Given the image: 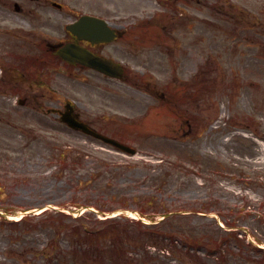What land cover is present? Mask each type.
<instances>
[{
  "label": "rangeland",
  "instance_id": "rangeland-1",
  "mask_svg": "<svg viewBox=\"0 0 264 264\" xmlns=\"http://www.w3.org/2000/svg\"><path fill=\"white\" fill-rule=\"evenodd\" d=\"M57 1L74 6L71 0ZM90 1L118 6L136 16H141L136 11L141 3L149 4L147 0ZM206 1L209 5L223 2V8L235 12L238 20L206 7L189 17L194 35L198 30L195 47L200 48L205 68L220 75L217 82L200 83L195 62L186 61V53L179 56L184 59V68L176 71L183 82L180 90L192 97L190 101L199 98L200 103L199 115L192 121L195 130L187 136L183 134L187 122L172 114L180 112L178 105H151L155 100L144 89L113 80L106 86L128 97H117L111 107L121 111L135 105L138 113L151 107L143 121L147 136L134 142L139 150L136 155L74 134L0 97V107L10 109L6 122H0V215H5L3 210L17 215L22 210L33 214L49 209L14 225L0 218V264H264V252L247 246L245 235L235 241L234 232L220 227L223 220L230 223L234 217L240 228L254 232L264 243V0ZM75 4L73 10L86 8L84 0ZM48 17L54 25L68 20V14L53 10ZM178 21L173 38L184 37V44L194 35L188 34V24L180 27L183 20ZM149 31L148 27L136 30ZM158 42L167 51L175 41ZM145 45L139 47L145 53L139 59L141 70L163 83L174 72L158 51L150 58L157 66L150 67L149 45ZM130 64L134 69L135 62ZM213 65L215 72L210 68ZM193 75L194 85L190 83ZM94 76L87 70H71L70 76L60 77L55 90L61 98L84 96L92 101L93 96L86 97L85 91L91 80L93 88L100 85ZM10 94L15 99L18 92L10 89ZM49 94L56 98L52 89ZM155 112L165 115L163 124L158 125L156 117L151 119ZM153 126L160 133L165 128L164 135L151 133ZM134 208H141L148 220L158 224L137 223L126 215ZM85 209L80 218L72 215ZM97 210L123 213L100 221ZM165 211L170 213L162 219ZM98 229L103 230L90 234ZM151 235L159 238L157 247L173 244L182 256L176 260L160 257L157 249L148 246L154 240ZM174 238L179 242L172 243Z\"/></svg>",
  "mask_w": 264,
  "mask_h": 264
},
{
  "label": "flooded vegetation",
  "instance_id": "flooded-vegetation-1",
  "mask_svg": "<svg viewBox=\"0 0 264 264\" xmlns=\"http://www.w3.org/2000/svg\"><path fill=\"white\" fill-rule=\"evenodd\" d=\"M69 12H72V11L69 10ZM107 19H108L107 22L110 24V26L115 29L114 33H110L108 34V36H110L111 38H114L116 36L115 39L108 41V43L107 41H104V40L78 39L76 35H74L69 30H66L65 38L59 44H56L54 46L61 47L64 44H71L72 46L80 45L98 56H103L107 58H113L119 55L126 54L127 48H134L137 46L134 40L127 39L125 37L126 35H128L124 31L127 29V27L123 26L122 20H120L119 18H107ZM129 36H135V35L129 34ZM52 49H55V48H52ZM76 65L90 69L89 67L83 66L81 64H76ZM127 69H128V66L124 64L123 75H122L123 81L128 80L127 75H125V72ZM99 98H100V102L102 103L103 102L102 100H104V98L102 96H100ZM77 108H78V104L75 102L73 104V111L75 115L77 114Z\"/></svg>",
  "mask_w": 264,
  "mask_h": 264
}]
</instances>
